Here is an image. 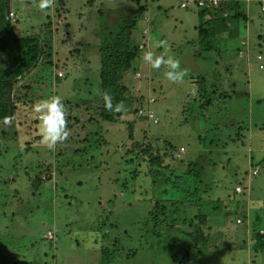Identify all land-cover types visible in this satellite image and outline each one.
<instances>
[{
  "label": "rangeland",
  "instance_id": "obj_1",
  "mask_svg": "<svg viewBox=\"0 0 264 264\" xmlns=\"http://www.w3.org/2000/svg\"><path fill=\"white\" fill-rule=\"evenodd\" d=\"M244 1L247 26L234 3L216 16L190 7L199 22L169 0H53L43 11L35 0H0V36L9 25L40 48L17 79L16 53H0L13 108L0 123V264H101V249L110 264H264V11ZM144 8L165 26L138 23ZM134 17L135 58L111 95L125 111H106L99 48ZM194 26L191 50L209 69L187 60L191 71L170 82L166 66L141 59L158 48L178 59L171 47L192 42ZM232 84L251 87L253 101L232 98ZM51 95L61 96L69 131L53 149L40 143L32 112Z\"/></svg>",
  "mask_w": 264,
  "mask_h": 264
},
{
  "label": "trees",
  "instance_id": "obj_2",
  "mask_svg": "<svg viewBox=\"0 0 264 264\" xmlns=\"http://www.w3.org/2000/svg\"><path fill=\"white\" fill-rule=\"evenodd\" d=\"M234 3L238 10L237 0L231 3L223 4L218 10H223L227 5ZM217 10V11H218ZM212 14L216 16V10L210 12H199ZM134 17L132 20H121L116 24L115 31L107 33L109 37L113 38V43L108 41L102 42L99 48V80L100 89L103 94L105 91L111 95L117 94L121 91L119 86L120 73L129 70L135 58V52L132 49L131 35L136 27L137 20ZM245 19V18H244ZM5 35L0 36V53L7 51H14L16 58L14 61V70L11 72L10 78L17 79L29 71L37 62L40 55V48L38 46V38L35 36L18 37L8 25ZM200 30L198 29V38H200ZM200 42V39H199ZM201 43V42H200ZM6 77L0 76V123L12 116L13 108L8 104L9 102V84L6 83ZM202 91L205 92L204 81L200 82ZM107 116H105V119ZM106 253V254H105ZM102 264H110L112 257L109 250L103 251Z\"/></svg>",
  "mask_w": 264,
  "mask_h": 264
},
{
  "label": "clouds",
  "instance_id": "obj_3",
  "mask_svg": "<svg viewBox=\"0 0 264 264\" xmlns=\"http://www.w3.org/2000/svg\"><path fill=\"white\" fill-rule=\"evenodd\" d=\"M53 0H35V6L41 11L51 8ZM141 59L147 63L151 69L158 70L161 65L166 66L167 71L163 72V77L170 82H179L185 75L186 71L180 67L178 59H174L170 55L156 54L153 51H145ZM4 68L0 65V71ZM103 108L106 111H115L123 113L125 111L122 103L113 104L111 94L105 91L102 95ZM32 112L38 121V133L40 143L53 149L58 143L67 140L69 131L66 127L65 107L61 96L51 95L45 99H41L32 105ZM5 123L9 120H5Z\"/></svg>",
  "mask_w": 264,
  "mask_h": 264
},
{
  "label": "crops",
  "instance_id": "obj_4",
  "mask_svg": "<svg viewBox=\"0 0 264 264\" xmlns=\"http://www.w3.org/2000/svg\"><path fill=\"white\" fill-rule=\"evenodd\" d=\"M108 0H105V4L108 6V4L110 3V2H112V1H116V0H110V1H108ZM130 2H131V0H129ZM251 1V0H250ZM256 1H262V2H259V3H262V6L260 7V10H261V12H262V7H263V4H264V0H256ZM125 2V1H124ZM237 2H238V12L239 13H241L244 17L243 18H245V19H247V22H246V26L247 25H249V22H250V12H251V8H250V6H249V4L248 3H250V2H248V3H246L244 0H237ZM142 6V5H145V6H147V4H139V5H137V3H130L129 4V9L130 10H134L135 9V7L136 6ZM160 8V7H159ZM136 10V9H135ZM145 8H144V11H142L143 12V14L141 15L142 17H140V20L138 21V23L139 22H142V23H146L147 24V26H150L151 28H157V29H161V28H163L164 26H165V24L163 23V21H162V19H160L159 17H156V16H152V17H148L147 15H145ZM184 11H186V12H195V11H192V10H184ZM195 15H197V12H195ZM155 17L157 18V19H155ZM197 18H198V20H199V15H197L196 16ZM199 22H200V20H199ZM137 23V24H138ZM200 24V23H199ZM137 26V25H136ZM197 27L198 26H194V30L197 32V36L194 38V40L192 41V42H188L187 43V46L186 47H179V48H175L174 46H172L171 47V50H173V49H176V50H178V52L180 53V57L178 58V60H180L182 63H181V67L183 68V69H185L188 73H189V71H191L189 68H188V66L186 65L187 64V60H188V62H189V67L191 66V64H193V63H195V61H200L201 63H202V65H206L207 64V62H209V60L208 59H206L205 60V58H204V55L202 56V54H201V56H199L200 55V51H198V55L196 54V52H195V50H191L192 49V46H190L191 44H194L195 43V41H197V39H198V29H197ZM97 29V28H96ZM238 29H239V27H238ZM240 31V30H239ZM146 32V31H145ZM238 33H240L241 34V36L240 37H244V39H246L247 40V42H248V40L250 41V34H248V33H246V31L244 32V33H241V32H238ZM156 34V33H155ZM134 35H136V32L135 31H133L132 32V35H131V43L133 42V39H134ZM146 45H148V44H156V43H154V42H152L151 40H150V38H148L149 37V32H146ZM96 38H97V36H96ZM258 38H260V36L258 37ZM248 46H249V43H248ZM249 50H250V46H249V49H248V59L247 60H245V65L248 67L249 65H250V63H251V53H249ZM174 51V50H173ZM182 52H184L183 54H182ZM158 55L159 54H162V51L160 50V48H158V51L156 52ZM169 53H170V55L171 56H174L173 54H172V52L170 51V49H169ZM176 58V57H175ZM177 59V58H176ZM257 60V59H256ZM195 66V65H194ZM211 67V64H210V62L206 65V67L204 68V71L205 70H207V69H209ZM263 70V69H262ZM192 75V74H191ZM202 77V76H201ZM230 86H232V98H235V97H237V93H238V98H242V100L241 101H243L244 99V101H247L248 103H250V102H252L253 101V99H254V93H252L253 91H252V89H251V87H247V89L246 90H239V88H237V84H232V85H230ZM247 93V94H246ZM243 96V97H242ZM258 98H262V97H258ZM256 99V98H255ZM261 101V99H256V103H258V102H260ZM258 108L260 107V105L259 106H257ZM252 114V113H251ZM255 118V117H254ZM256 120L254 121V124L255 125H257V121L259 120L258 118H255ZM250 124H252L253 125V123H250ZM138 237V236H137ZM130 238V237H129ZM126 241V240H125ZM125 248V247H124ZM123 248V249H124ZM114 249V248H113ZM123 249H122V251H120L119 252V254H120V256H121V258H124L125 256H122L123 254H124V252H123ZM102 250H108V249H101V251ZM136 254V252H134V255ZM101 255H102V252H101ZM127 258V257H126ZM102 264V263H101Z\"/></svg>",
  "mask_w": 264,
  "mask_h": 264
},
{
  "label": "built area",
  "instance_id": "obj_5",
  "mask_svg": "<svg viewBox=\"0 0 264 264\" xmlns=\"http://www.w3.org/2000/svg\"><path fill=\"white\" fill-rule=\"evenodd\" d=\"M169 1L174 2L177 5V8H179L180 10H190L195 8L197 12H210L211 10L217 9L223 4L229 3L230 1L233 0H169ZM262 11H264V4L262 7ZM258 60H261L260 56H258ZM259 68L263 69V66L260 65ZM258 171H259L258 168H256L251 172V174L256 175ZM235 192L240 194L241 188L237 187L235 189ZM241 224L242 221L240 219L235 220V225H241ZM52 238H53L52 234L48 233V239L50 240Z\"/></svg>",
  "mask_w": 264,
  "mask_h": 264
}]
</instances>
